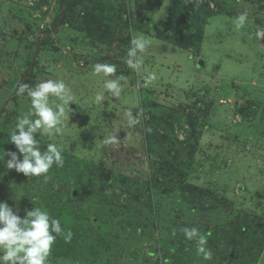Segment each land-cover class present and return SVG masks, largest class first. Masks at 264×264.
<instances>
[{
  "label": "rangeland",
  "instance_id": "374dc122",
  "mask_svg": "<svg viewBox=\"0 0 264 264\" xmlns=\"http://www.w3.org/2000/svg\"><path fill=\"white\" fill-rule=\"evenodd\" d=\"M69 1L0 0V264H264V0H209L197 49L168 14L201 0ZM153 104V121L198 118L191 157L148 149ZM74 158L129 186L101 194L93 179L79 196ZM51 215L75 235L69 257L53 253Z\"/></svg>",
  "mask_w": 264,
  "mask_h": 264
},
{
  "label": "trees",
  "instance_id": "16d2710c",
  "mask_svg": "<svg viewBox=\"0 0 264 264\" xmlns=\"http://www.w3.org/2000/svg\"><path fill=\"white\" fill-rule=\"evenodd\" d=\"M77 1L79 3V0H70L68 3H66L65 9L69 11L73 6L76 5ZM208 3L209 0H201L202 6L199 9L196 8L197 10L193 9V6L195 8V4L193 3L189 5L185 3H181V8L179 9L171 8L168 14L169 22L172 23L173 19H178L185 27V33H183L184 43L182 44V46L178 45L182 49H197L199 47L202 39L201 28L207 21V18L214 15V12H212V10L208 6ZM187 21L194 24V28H195L194 33L191 31L189 24H187ZM255 23H257L258 25H264V23H262V21L258 18L255 19ZM191 33L196 35L194 37H191L190 35ZM171 36L173 39L172 40L170 39L169 41L175 42V39L178 37L177 33ZM157 39L162 40L161 37H157ZM67 47L69 48V46ZM100 52H102L100 49H94V51H92L91 53L95 57H97L99 56ZM211 103L212 101L209 99L208 104ZM155 107H158V105L153 104L152 107H146L145 111L146 112L148 111V113L144 112L143 108L140 109L141 115L145 113L147 117L145 120L143 118L142 119H143V134H144V138L147 139L148 149L158 150V149L166 148L168 150V152H166V155L171 156L172 154L173 156L176 155L174 153V149H175V143H177L180 147L188 146V150H186L185 155L191 157L193 155V152L195 151L196 143L190 144V139L194 138L193 135L195 134V131L197 129L196 125L198 122V118L194 117V115L192 114H186L185 108H179L176 111L182 117H180L177 114L171 113L165 120L153 121V117L156 116H154V114H152L151 111ZM80 109H81L80 107H76L75 111L76 110L80 111ZM235 112L238 113L242 117V119H247V117H249L250 115L252 116L254 115V113L251 111L249 107L237 106V110H235ZM182 123H184L187 126V131H186V135L183 138V141L179 142L177 135L174 134H176L177 128L179 129L182 128ZM170 159H173V157H170ZM74 161L75 163L73 162V165L66 170L65 175L69 181L70 180L73 181L74 183L73 185L75 186V189L79 191V196L81 195V190L88 186L87 182L95 183L93 179H96L98 182H101L99 184L100 189L98 191L101 192V194H103L106 188L107 189L116 188L123 191V188L125 189V185L127 187L129 186L126 184V182L128 181V178L126 177L124 178L123 176L120 175H117L118 177H115L113 176L114 173L112 171L107 170L101 166L97 167L94 164H90V162L86 161L85 159H81V160L76 159ZM64 163H68L67 159H64ZM174 163L176 169H178L182 173L188 174V168H189L188 166L184 167L180 162H175V160ZM159 180H164V178L162 176H157L154 178L153 182L146 181L145 184L146 186L152 187L153 184L158 183ZM175 193H178V196L175 197L177 203H180V205L182 203L191 204L196 197L194 195L195 193H192L189 196H187L183 190L180 191L175 190ZM199 194H202V192ZM82 196H87V195L86 193H84L82 194ZM113 199L120 200V196L119 197L113 196ZM100 201L105 203L106 196L102 195ZM52 202L54 201L52 200ZM112 204L113 203L111 202L110 205ZM46 206L50 207V204ZM54 206H56L58 209L60 207L55 203ZM56 212L57 215L62 216L63 214L58 210H56ZM76 217H77L76 219L83 218L82 216H76ZM62 219L63 217L60 219L57 216L51 215L49 219L50 221L48 223L49 239H51V241L55 246L60 247L59 252H55V249H53V253L55 256L59 255V256L69 257V252H71L72 249L75 247L74 246L75 244H73L75 235L73 233L69 237H67L64 234V225H63L64 222L62 221ZM245 229H247V227H245V224H241V223L237 226V229L235 228V230L240 233V237H242L245 234ZM61 243L63 247L61 246ZM227 260L229 261L230 258L227 257Z\"/></svg>",
  "mask_w": 264,
  "mask_h": 264
},
{
  "label": "water",
  "instance_id": "95a60500",
  "mask_svg": "<svg viewBox=\"0 0 264 264\" xmlns=\"http://www.w3.org/2000/svg\"><path fill=\"white\" fill-rule=\"evenodd\" d=\"M260 43H261V45L264 47V34H262L261 37H260ZM70 109L75 110L76 107L73 106V105H71ZM230 257L232 258V257H233V254H231Z\"/></svg>",
  "mask_w": 264,
  "mask_h": 264
}]
</instances>
